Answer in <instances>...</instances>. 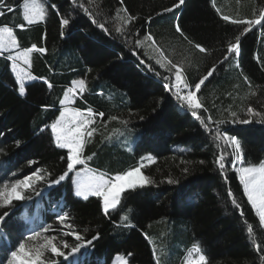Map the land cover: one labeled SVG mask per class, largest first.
<instances>
[{
    "label": "trees",
    "instance_id": "obj_1",
    "mask_svg": "<svg viewBox=\"0 0 264 264\" xmlns=\"http://www.w3.org/2000/svg\"><path fill=\"white\" fill-rule=\"evenodd\" d=\"M78 2L92 11L99 23H106L112 35H105L71 0H48L46 17L32 24L23 20V0H5L6 6L0 7L5 13L0 16V26L13 27L17 50L32 45L47 50L32 52L28 64H19L52 84L48 88L43 79L32 80L21 96L7 59L10 53L0 54V187L34 169L43 170L46 176L45 182L37 184L42 198L13 202L17 214L0 227V233L5 234L0 241V260L8 248L22 241L26 215L40 212L53 221L55 214L51 213L57 207L69 214L68 223L86 240L99 234L86 250L70 257L71 264H114L117 256L124 257L128 264H156L154 249L161 264H185L194 244L201 246L209 264H264L259 258L264 253L256 250L257 244L264 247V229L257 227L258 217L244 194L236 167L228 163L233 149L223 139H213L216 128L237 135L244 165L264 161V123L257 122L264 117L253 116V122L244 125L232 123L229 115V111H236L239 118H246L244 112L249 105L264 113V27L257 25L244 34L239 52L218 64L227 44L235 42V35L243 30L231 19L256 18L264 0H215V8L213 0H185L172 12L164 9L172 8L178 0ZM53 3L56 9L50 7ZM8 7L14 11H8ZM124 8L136 19L125 26L128 34L122 36L114 29L123 24L117 12L126 19ZM222 15L230 20L224 21ZM62 17L70 19L63 36ZM177 21L193 44L204 46L206 53H200L175 31ZM20 24H25L23 30L16 27ZM146 34L154 37L168 59L186 68L190 84L217 65L213 77L197 93L198 101L207 108V112L201 109L198 114L205 122L211 115L213 120H225L224 124H209L211 131L206 130L191 115L186 102L177 99L175 90H165L163 85L170 81L161 77L172 74L148 59L158 56L150 42L143 49L134 48L135 40ZM156 71L161 75H155ZM79 79L86 81L85 91L70 106L82 112L92 109L104 113L102 119L92 117L97 130L93 137L86 138L84 157L92 156L86 165L113 176L143 164L144 174L154 181L151 186L123 193L121 204L108 215L100 197L75 196L72 181L47 186L48 180L66 169L67 155L66 149L55 146L50 125L63 107L60 100L66 89ZM252 91L255 96L250 95ZM42 105L49 107L44 109ZM112 116L118 119L112 120ZM122 121H128L126 127ZM222 153L226 157L223 173L216 163ZM29 161L34 163L29 165ZM169 179L178 183L169 184ZM229 190L240 203L243 217L232 205ZM123 215L129 216L127 222L121 219ZM245 219L253 225L251 235ZM66 240L70 245L76 243L72 235ZM49 260L69 264L62 257Z\"/></svg>",
    "mask_w": 264,
    "mask_h": 264
},
{
    "label": "snow or ice",
    "instance_id": "obj_2",
    "mask_svg": "<svg viewBox=\"0 0 264 264\" xmlns=\"http://www.w3.org/2000/svg\"><path fill=\"white\" fill-rule=\"evenodd\" d=\"M72 4L77 8L82 10L91 18V23L95 24L105 35H112V29L106 26V23H99L98 20L93 15V12L85 7L84 3H79L78 0H71ZM120 3L123 4L124 0H120ZM185 3V0H178V3H175L172 8H165V12H172L174 8H179ZM5 0H0V7H5ZM23 11V20L27 24H32L37 21V18L44 19L46 15V9L43 6L42 0H23L22 5ZM52 9H56L57 6L55 3L50 6ZM213 7L215 8V0H213ZM8 11H14L13 8L8 7ZM217 13H220V9L216 8ZM125 17L121 16L119 12L116 13V17L123 21L122 25L115 27L114 31L122 36L127 35L126 25H129L136 17L129 15L128 10L124 8ZM5 13L0 11V16H3ZM222 19L226 22L230 20V17L227 15H222ZM232 24L242 26L243 30L239 35H235V42L228 43L226 54L223 56V59L218 61V64H223L229 60L232 54H236L240 50L241 37L252 30L253 27L260 25L264 27V7L259 8L256 13V18L254 19H231ZM61 24V35H64L63 29L66 26L70 25V19L62 17L60 20ZM23 30L25 24H20L16 26ZM175 31L179 33L188 44L193 45L200 53H206L208 50L199 43L193 44L183 32L180 23L177 21L175 24ZM146 42H150L149 46L153 48L158 56L152 57L149 56V60H154L155 65H158L160 68L165 69L166 72L172 74L171 77L163 76V80L170 81L165 83L163 87L166 91L172 92L175 90V95L178 100L186 102V105L191 109V115L197 120H200L201 124L208 131L209 124L220 125L224 124L226 121L223 119L213 120L212 116L207 117V122L201 119L198 114L201 109L207 112V108H204L202 102L198 101L197 93L200 92L202 86H205V83L213 77L214 73L217 71V65L214 64L206 74L202 75L197 82L189 83L186 78V68L180 64L176 63L171 59H168L165 55V51L161 48L154 37L151 34L144 35L143 39H136L134 42V48L143 49ZM19 44L17 37L14 34L13 27L10 26H0V54L4 52H9L7 59L12 61L13 69H17L18 65L16 61L22 60L24 64L29 63V54L32 52L45 53L47 50L44 47L37 48L36 45H32L29 48L23 49V51L17 50ZM12 50L15 51L14 55L11 54ZM130 52L133 49H129ZM135 54V53H134ZM146 55V54H145ZM140 63H145L144 60H141ZM150 70L155 71L152 65L149 66ZM239 63L236 64V68H239ZM91 71V69H89ZM155 75L160 76V72L156 71ZM174 78V79H173ZM17 79L19 83V94L21 96L25 95V80H35L43 79L44 83L47 84L48 88H52V84L46 78H38L30 73H25L22 69L17 73ZM243 80L251 87V81L247 76L243 77ZM86 81L84 79H79L73 82L71 87H68L63 95V98L60 100V104L63 106V110L60 111L59 117L50 125L51 133L54 134L55 146L59 149H66V169L62 171L58 177L52 178L47 181L48 187H53L55 185H61L62 182L66 180L72 181V175L74 174L77 179L72 181L75 184L74 194L77 197H83L88 199L89 195L102 197L103 198V210L104 214L108 215L109 210H115L121 204L122 194L126 191H134L136 189H143L145 187L151 186L154 181L144 175L141 171L143 164L140 166L129 169L125 172L115 174L113 176H106L103 173H94L91 169L85 166L86 160H91L92 156L84 157V147L87 142L86 138L93 137L96 132L95 120L93 116H98L101 119L104 117L103 112L94 113L92 109H88L89 117L85 118L84 113L80 109L70 108L65 104V101H73L76 99L77 95H82L85 91ZM103 95V93H100ZM231 95V94H230ZM251 96H255L256 92L252 91ZM48 105H42V108L47 109ZM247 113L250 116H261L264 117V113L256 111L250 105L247 107ZM229 115L233 118L232 123L238 124H251L253 120L251 118H239L236 111H229ZM112 120H117L118 117L112 116ZM143 119V117H141ZM259 123H264V119L257 121ZM125 127L128 124V121H122ZM45 127H48L46 125ZM118 131V130H116ZM214 140L223 139L229 147L233 149L231 154V159L228 160L229 164L235 165L237 162H240V166L235 168V171L239 175V181L243 185L244 194L247 196L248 202L251 204L252 208L255 209L256 215L258 217L259 229H264V161H260L258 164H248L245 166L242 162L243 149L241 146L240 139L237 135H230L226 132H222L219 128H216ZM19 144V142H17ZM94 155V154H93ZM62 159H65L62 157ZM148 160L153 158L149 155ZM226 157L222 153L216 163L218 164L219 169L223 173L226 167ZM33 161H29V165L33 164ZM201 164L204 161H200ZM185 172L188 171L187 168L184 169ZM48 176H51V173H48ZM46 176L43 170H33L31 174L24 176L23 178L16 179L10 184H4L3 187H0V209H7L0 213V227H3L7 222L17 214L18 207L14 206L13 202H25L33 200V197H41L42 192L38 189L37 184L40 182H45ZM169 184L178 183L173 179L167 181ZM229 197L231 198L232 205L240 210L241 217L244 216V213L241 209L240 203L235 199L231 191L228 192ZM22 206V205H21ZM129 211H131L129 209ZM55 219L60 224L61 228H68V235H72L76 241L74 245H70L67 241H63L62 244L58 245L56 236H45L43 241L38 244H26L23 242H18L13 248L7 249V254L4 259L0 260V264H56V261L49 260L46 256V252H50L55 257H62L64 261H69L71 264L70 257H75L77 254L81 253L82 249H87L94 240L99 239V234L97 233L91 239L86 240L83 235L74 230V225L68 223L70 217L67 212L58 213L55 216ZM121 219L125 222L129 220L128 215H123ZM244 223L247 227V232L251 235L254 231L253 225L249 223L246 219ZM23 227V226H20ZM50 227L43 228V232H48ZM42 236L41 231H32L26 238L27 241H35L37 238ZM5 239V234L0 233V241ZM67 250V251H65ZM257 252L264 253V247L257 244ZM193 254H196L193 257ZM129 255H131L129 253ZM153 255L156 257V264H161L160 258L157 257L155 249L153 250ZM264 261V254L259 257ZM118 264H128V261L122 256L117 258ZM186 264H209L206 254L203 252L202 248L198 244H194L191 250L188 252V259Z\"/></svg>",
    "mask_w": 264,
    "mask_h": 264
},
{
    "label": "rangeland",
    "instance_id": "obj_3",
    "mask_svg": "<svg viewBox=\"0 0 264 264\" xmlns=\"http://www.w3.org/2000/svg\"><path fill=\"white\" fill-rule=\"evenodd\" d=\"M42 3H43V6H44V8L46 9V15H47V12H48V9H49V3H48V0H42ZM22 5H23V3L21 4V9H22V13H23V11H24V9H23V7H22ZM46 15H45V17H46ZM44 17V18H45ZM42 20H44V19H39V18H37V21L36 22H34V23H37V22H40V21H42ZM13 51H15V50H12V52ZM23 51V50H22ZM14 53L15 52H13V53H11V54H13L14 55ZM30 56H31V53L29 54V59H30ZM19 61H22V60H19ZM19 61H16V63H17V65H18V68L17 69H13V67H12V61H11V69H12V71H13V73L15 74V76H16V80H17V83H18V79H17V73L22 69L25 73H28V71H27V69L24 67V65H22V64H19ZM23 62V61H22ZM30 81H32V80H25L24 81V84L26 85V83H28V82H30ZM18 89H19V83H18ZM19 92V91H18ZM65 104L68 106V107H70V108H73L72 106H70V104H71V102H69V101H65ZM75 109V108H74ZM63 110V107L61 108V110L60 111H62ZM84 113V117L85 118H88L89 117V113L88 112H83ZM59 114H60V112H59ZM59 114L57 115V117H56V119L59 117ZM244 115L246 116V118H251L252 119V117L253 116H250V114H248L247 113V110H246V112H244ZM55 119V120H56ZM53 137H54V134H53ZM226 143V142H225ZM227 144V143H226ZM256 164V163H255ZM258 164V163H257ZM240 166V162H237V164H236V167H239ZM245 166H247V165H245ZM80 167H86V168H89V169H91L92 170V172H94V173H103V174H105L104 172H102L101 170H98V169H96V168H93V167H90V166H88V165H85V166H80ZM232 167H235V165H232ZM141 171H142V173L144 174V172H143V170L141 169ZM106 175V174H105ZM145 175V174H144ZM107 176V175H106ZM77 179V177L73 174L72 175V181H75ZM72 185H73V191H75V184L72 182ZM89 196H92V195H89ZM88 196V197H89ZM81 198H83V197H81ZM101 199H102V203H103V198L102 197H100ZM54 204H56V201L54 202ZM57 205V204H56ZM55 205V206H56ZM110 210H112V209H110ZM109 210V211H110ZM58 213H61L60 211H59V209H57V207H56V209H55V211H53L52 210V213L51 214H55V216L58 214ZM47 215V214H46ZM24 225H25V231H24V233H23V242H25L26 244H38V243H41L42 241H43V237H45V236H56L57 237V240H56V242H57V244L58 245H60V244H62V242L63 241H67L66 240V237H67V235L68 234H66V233H68V230L66 229V228H61V226H60V224L58 223V221L55 219V217H54V220L53 221H50V220H48V219H45V217L44 216H41L40 215V212H34L33 214H28V215H26V218H24ZM45 227H50V229H54V230H50V231H48V232H43V228H45ZM32 231H41L42 232V236L40 237V238H37V240H35V241H31V242H29V241H27L26 239H24V238H26ZM68 242V241H67ZM66 251V250H65ZM195 255L196 254H193V257H195ZM46 256H47V258L48 259H55L56 260V258L57 257H55L54 255H52L50 252H46ZM118 257V256H117ZM116 257V258H117ZM114 259V264H118V261H117V259ZM187 259H188V256H187V258H186V261H187ZM185 264H186V262H185Z\"/></svg>",
    "mask_w": 264,
    "mask_h": 264
}]
</instances>
